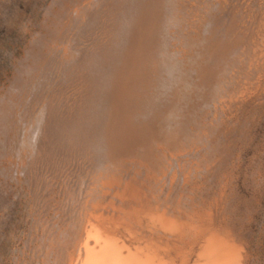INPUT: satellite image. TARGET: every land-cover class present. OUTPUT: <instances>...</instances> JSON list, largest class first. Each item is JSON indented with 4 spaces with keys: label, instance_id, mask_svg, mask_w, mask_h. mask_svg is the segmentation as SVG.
Returning <instances> with one entry per match:
<instances>
[{
    "label": "rangeland",
    "instance_id": "1",
    "mask_svg": "<svg viewBox=\"0 0 264 264\" xmlns=\"http://www.w3.org/2000/svg\"><path fill=\"white\" fill-rule=\"evenodd\" d=\"M130 160L185 163L264 264V0H0V259L10 161L73 181Z\"/></svg>",
    "mask_w": 264,
    "mask_h": 264
},
{
    "label": "bare ground",
    "instance_id": "2",
    "mask_svg": "<svg viewBox=\"0 0 264 264\" xmlns=\"http://www.w3.org/2000/svg\"><path fill=\"white\" fill-rule=\"evenodd\" d=\"M123 164L124 174L70 181L63 171L45 174L10 161L16 175L6 183H21L24 193L14 203L23 211L11 219L15 204L3 209L10 227L0 264H249L245 246L217 222L218 205L197 200V175L186 174L185 163Z\"/></svg>",
    "mask_w": 264,
    "mask_h": 264
}]
</instances>
